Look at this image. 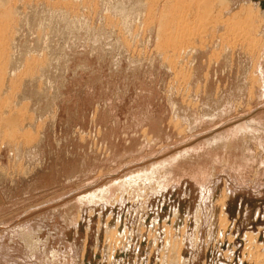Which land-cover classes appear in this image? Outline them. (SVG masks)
I'll list each match as a JSON object with an SVG mask.
<instances>
[{
    "label": "rangeland",
    "instance_id": "374dc122",
    "mask_svg": "<svg viewBox=\"0 0 264 264\" xmlns=\"http://www.w3.org/2000/svg\"><path fill=\"white\" fill-rule=\"evenodd\" d=\"M58 1L18 2L23 34L42 38L53 69L22 75L17 90L37 118L32 140L0 135V264H168L172 238L183 264H256L246 236L264 245V43L232 44L216 6L210 38L181 66L157 42L165 0L153 24L141 0ZM249 1L264 2L232 0L225 16ZM216 143L218 158L205 153Z\"/></svg>",
    "mask_w": 264,
    "mask_h": 264
},
{
    "label": "bare ground",
    "instance_id": "6f19581e",
    "mask_svg": "<svg viewBox=\"0 0 264 264\" xmlns=\"http://www.w3.org/2000/svg\"><path fill=\"white\" fill-rule=\"evenodd\" d=\"M59 1L62 2V0H59ZM66 1L67 2L68 1H75V2L79 1L78 3H80V0H66ZM138 1L140 2V0H138ZM18 2H19V0H0V135L3 134L5 136V138L10 137L12 139L17 138L18 136H23L24 139H26V141L29 142L32 140V134L30 133V131L25 132L24 130H26L27 129L26 127H29V126L34 127L36 125L35 123L37 121V118L32 113L29 104L24 102L25 100H23V98H22V100H20L19 97H21V96L18 95L17 93L19 91V88L22 86V82H21V80L23 81L22 75H24L23 77H25V75L27 77V75H28L29 78H31V80H32L33 78L37 79L38 77H41V76L43 77L45 74L47 75V73L52 71L51 69H53V68L52 67H51V69L49 68L50 64L48 63V61H49L48 55H50L51 54L50 52H53V51L48 50L49 47L45 46L46 43L42 40V38L32 37L31 34H25V35L23 34L24 32L22 30H24L23 27L26 26L28 18L27 17H24V18L21 17V15H22L21 7L18 6ZM83 2H87V0H83ZM231 2H232V0H167V1L165 0V3L164 4L162 3V6H161L162 7L161 12H159L161 17L160 18L158 17L159 20H158V23L156 25L157 27L155 26L158 29L157 30L158 35L156 34V37L158 40L157 42L159 44L158 43L157 44L162 46L163 51L171 49L170 51L172 52L173 61L170 57H165V58H169L167 60H169V61L171 60V63H174V64H176V62L179 63V61H182V60L184 61V59L187 56L189 57V56L193 55V51L195 49H197L198 45L202 46L208 40V38H210L207 34L208 30H209L208 26L206 25V23L204 21L206 19H208V17L213 12L214 7H216V6H219L222 8V10H226V11L223 15H220L219 18L214 19V21L217 25H220V27H222L223 29L225 27L226 28L230 27V29L232 30L231 35L233 36V40H234V42L232 44L235 45V43L236 44L237 43H243V44H247L251 49H255V47L258 44H260V42L264 43L262 36H261V33L263 31L262 30L263 29L262 23H263V17H264V12H263L264 11V2L262 1L260 3H258V2L254 3L252 1H249V3H243L239 7H237L238 10L236 9L237 10L236 12H234V13L230 12V15L231 14L232 15L231 16L229 15V17H227L225 15L227 12L230 11L229 8L232 5ZM71 3H74V2H70V3L68 2L67 4H71ZM138 4L139 5L142 4V7L145 9V10L143 9L142 12L147 11L146 13H148V23H152V24L155 23V22H153V20L157 16V10L160 6L159 5L160 1L159 0H141V3H138ZM118 5H120V2ZM118 5L116 4V6H118ZM124 7H125V5H124ZM140 7H138V8H140ZM193 7H196V8L194 9ZM116 9H117V12L120 13V15H126L125 10L127 8L124 9L122 7V5H120ZM192 9L196 10L195 11L196 15L194 17L195 19L193 18L194 21H192L193 19L191 18V15L193 13L195 14V12H193ZM227 9H228V11H227ZM134 12H138V10L137 11L135 10ZM140 13H141V11H140ZM218 13H220V12L218 11ZM128 14L130 15V11L128 12ZM131 14H132V11H131ZM227 14H229V13H227ZM127 15L125 16L126 20H128ZM20 17H21V20L23 22L22 21L20 22L18 20V19H20ZM217 29L218 28H215L213 31L216 32ZM230 29H228V30L230 31ZM228 30H226V31H228ZM226 31L224 33H227ZM215 34H213L211 36V40H215L217 38L214 36ZM224 37H225V35H224ZM22 38L26 39L24 45H22L21 43L19 44V42H18V40L21 41ZM219 39L221 42H224V41H226L227 38L225 40H223L224 38L222 36V38H220V37L218 38V41H219ZM215 41H217V39ZM226 43H227V47H228V42H226ZM79 45H80L79 42L74 43V45L72 43V47L75 48L76 50L79 48ZM224 45H226V44H224ZM241 46H242V44H241ZM162 48H161V51H162ZM171 52H169V53H171ZM166 53L167 52H165V54ZM171 63H169V64L171 65ZM179 64L177 66H179ZM181 64L180 65L183 66V63H181ZM179 69H182V68L180 67ZM183 70L184 69H182V71ZM187 78L190 81L192 79L191 75L188 76ZM26 80H27V78H26ZM252 80H257V78L254 76V78ZM6 87L9 88L11 91V92H9V95L7 92L9 90ZM4 88H6V89H4ZM5 90H7V91H5ZM6 92H7V96L5 95ZM3 94L5 97H3ZM250 94H251L250 96H252V97L254 96V90L253 89H251ZM207 100H208V98H207ZM196 115H195V113H188V120L189 121L198 120L197 119L198 115L197 116ZM22 131L24 132L23 135L21 134ZM249 137L253 138V140L255 139L253 134ZM236 143H237L236 141H233V144L228 143L226 149H227V152L229 153V155L230 154L234 155V149L237 146ZM220 150H221V148H220L219 144L216 143L213 145V148H210L207 151L202 149V150H200V152L205 151V153L207 155L214 157V158H218L220 156V154H219ZM195 153L198 154V150ZM195 153L193 152V154H195ZM189 158L190 157L187 158L186 156H182V157H177L176 159H174L172 171H174V173H176L178 175V173L182 169V167H184V169H185V165L187 164ZM158 171H161L160 166L157 167L156 173H158ZM142 174H143V172H142ZM135 175H133L134 176L133 179H135V177H136ZM161 175H162V173H161ZM131 179L132 178H130V181H132ZM160 179H162V178H160ZM130 181H129V183H130ZM151 183H150V185H151ZM95 200L97 201L98 199L95 198ZM219 203L222 206L221 213H220L221 216H219L222 219L221 223H223L225 226H227L228 225V224H226L227 217L225 215L226 214L225 209L227 207V195L226 194L224 196H222V198L219 200L218 204ZM176 217L177 216L175 215V218ZM221 223H220V225H221ZM225 226H220V227L225 228ZM228 226H230V225H228ZM20 229L22 230V227ZM184 229H183V231H184ZM15 230H17V229H15ZM31 231H32V229H31ZM21 232L23 233L24 231L22 230V231H20V233ZM114 232L115 231H113V234H114ZM223 232H224V230H223ZM110 233L107 234V238H108V235L110 236V238H108L109 239L108 243L111 244V247H112V245L114 247H116V245L120 243L119 240L121 239V237L117 240L118 236L115 233V235L117 237L115 238L112 235L114 237V239H113V237L111 238ZM24 236L26 237L28 244L32 245L33 236L31 237V235H29V234H26ZM34 237H36V236H34ZM164 239H165V237H164ZM118 241H119V243H118ZM182 245H183V242L181 240L176 241V240H173V238L169 240V244L167 245V247L165 246V248H167V249L169 247V252L167 255L168 256V259H167L168 262H166V263H168V264H183V262H182L183 260L181 258L182 251H183ZM246 245H247L246 250H247V252L249 251L248 254L253 255V257L256 258V260H257L256 264H264V245L260 244V234L259 235L258 234H252V233L248 234L246 236ZM110 252H112V251H110ZM164 252H165V250H164ZM166 252H167V250H166ZM111 257H113V256H111ZM256 260H255V262H256Z\"/></svg>",
    "mask_w": 264,
    "mask_h": 264
}]
</instances>
